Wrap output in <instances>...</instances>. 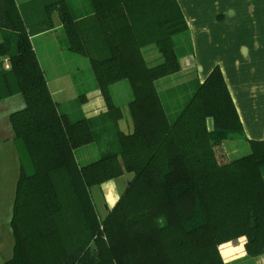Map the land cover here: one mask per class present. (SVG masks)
<instances>
[{
	"label": "trees",
	"instance_id": "16d2710c",
	"mask_svg": "<svg viewBox=\"0 0 264 264\" xmlns=\"http://www.w3.org/2000/svg\"><path fill=\"white\" fill-rule=\"evenodd\" d=\"M54 14L68 50L89 62L90 78L80 72L64 103L31 42ZM189 50L176 0H0L10 64L0 61V100L20 94L25 104L8 117L19 174L2 264H225L218 246L240 236L245 259L229 264H253L264 251V140L220 155L221 143L246 139L220 70L202 82L180 71ZM88 80L106 106L94 117L82 110ZM89 149L95 157L83 160ZM125 172L100 218L91 188Z\"/></svg>",
	"mask_w": 264,
	"mask_h": 264
},
{
	"label": "crops",
	"instance_id": "0c3cea01",
	"mask_svg": "<svg viewBox=\"0 0 264 264\" xmlns=\"http://www.w3.org/2000/svg\"><path fill=\"white\" fill-rule=\"evenodd\" d=\"M176 1L183 14L190 42V50L180 59V71L193 70L202 82L214 67L220 70L238 115L248 152V140H264V0ZM53 21L52 29L34 36L31 42L53 99L64 103L77 95L76 76L80 72L89 76V62L86 57L68 50L62 24L55 14ZM0 61H3L5 69H9L6 58L0 56ZM84 84L89 87L82 104L85 116L94 117L104 113L106 106L100 90L91 87L90 80ZM112 88L116 92L122 87L117 83ZM24 105L20 94L0 100V264L12 254L14 239L10 220L19 174L18 154L8 117ZM129 121L125 116L121 118L118 121L119 129L126 132L131 127ZM219 147L222 157H225V152L228 156L239 153L238 148L229 153L224 143ZM95 154V150L89 149L82 159L88 160ZM130 178L131 174L125 172L91 188L96 212L98 214L100 209L103 215L98 214L100 218L115 204ZM245 242V236H240L220 244L218 250L223 262L229 264L245 259ZM252 262L264 264V251Z\"/></svg>",
	"mask_w": 264,
	"mask_h": 264
},
{
	"label": "rangeland",
	"instance_id": "374dc122",
	"mask_svg": "<svg viewBox=\"0 0 264 264\" xmlns=\"http://www.w3.org/2000/svg\"><path fill=\"white\" fill-rule=\"evenodd\" d=\"M125 117L128 118V120H130V118L128 116H125ZM208 121H209L208 123L211 122L210 120H208ZM129 122H130V126H131V121H129ZM224 145H225L226 150H228L229 153H230V151L232 149H236V148L239 149L238 155H235V154H232L231 153L232 154L231 156H234V155L235 156H242V155L246 154V152H247L243 140H240V139L239 140L238 139H235V140H227V141L224 142ZM219 149L220 150H218V151L221 152V147H219ZM224 155H225V157H229L228 154H227V152H225ZM232 158H236V157H232ZM122 179L126 180L125 178H122ZM122 179L120 180V182H122ZM95 189L99 190V188H95ZM98 214H99V216H103L100 209H98Z\"/></svg>",
	"mask_w": 264,
	"mask_h": 264
}]
</instances>
